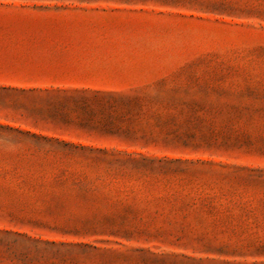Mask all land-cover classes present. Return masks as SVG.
Instances as JSON below:
<instances>
[{
  "label": "rangeland",
  "instance_id": "obj_1",
  "mask_svg": "<svg viewBox=\"0 0 264 264\" xmlns=\"http://www.w3.org/2000/svg\"><path fill=\"white\" fill-rule=\"evenodd\" d=\"M0 264H264V0H0Z\"/></svg>",
  "mask_w": 264,
  "mask_h": 264
}]
</instances>
